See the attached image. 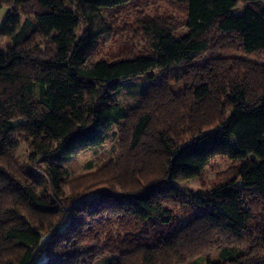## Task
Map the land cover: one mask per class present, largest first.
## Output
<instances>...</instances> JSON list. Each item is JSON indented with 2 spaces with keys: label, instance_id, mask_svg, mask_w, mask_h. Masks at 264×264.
<instances>
[{
  "label": "trees",
  "instance_id": "obj_1",
  "mask_svg": "<svg viewBox=\"0 0 264 264\" xmlns=\"http://www.w3.org/2000/svg\"><path fill=\"white\" fill-rule=\"evenodd\" d=\"M127 1L77 0L84 28L70 43L75 12L62 9L57 0H0V7L21 5L32 15L19 22L16 13L7 11L0 26V36L11 35L13 43L10 51H0V264H93L106 254L105 264H183L186 255L199 253L216 234L237 241L217 245L221 258L264 264V221L252 224L255 210L264 211V154L254 175L238 166L204 191H184L173 180L177 170L186 175L200 170L217 146L228 147L235 156L245 141L252 146L264 144V67L257 75L247 67H241L242 74L234 67L223 74L227 64L212 60L189 69L194 58L214 44L212 31L233 38L243 54L264 50V0H173L185 8L183 24L188 29L178 41L173 39L175 25L149 19L142 28L150 54L88 61L103 33L95 23L99 9ZM238 3L245 5L242 14L233 13ZM38 39L58 46L61 54L43 52ZM177 66L194 74L206 72L192 90L201 97L223 83L227 103L215 118L207 120L205 114L197 118L190 111L189 117L179 120L177 104L150 84L143 91V111L132 119L128 156L133 164L125 183L115 172L102 178V186L94 191L55 198L51 204L35 199L33 186L41 185L45 191L46 171L34 166V159L57 163L78 148L99 146L109 127L126 120L131 110L112 104L111 90L153 68L163 71ZM63 69L76 85L95 91L86 101L88 122L67 123L57 133L52 116L64 99ZM18 103H24L30 121L56 135L52 147L42 149L39 156L27 155L23 164L6 151L17 127L9 109ZM184 128L186 140L180 132ZM152 156L159 157L153 164L157 174L148 178L145 167ZM168 196L184 202L187 196L203 209L178 226L168 216L159 223L148 222L157 216L152 207ZM111 221L127 228L116 235L107 230L102 241L93 225L105 230ZM88 235L94 243L86 242Z\"/></svg>",
  "mask_w": 264,
  "mask_h": 264
},
{
  "label": "rangeland",
  "instance_id": "obj_2",
  "mask_svg": "<svg viewBox=\"0 0 264 264\" xmlns=\"http://www.w3.org/2000/svg\"><path fill=\"white\" fill-rule=\"evenodd\" d=\"M57 1L62 9L75 12V29L69 39L72 43L84 28V23L76 11L77 0ZM244 7V3H238L233 9V13L242 14ZM28 10H32V8L28 7ZM7 11H10L11 14L16 13L19 22L25 18L32 19V15L26 12L27 9L21 5L1 6L0 26ZM149 19L175 25L177 28L173 30L174 41H178L188 31L183 24L185 8L173 0H128L123 4L101 7L95 23L101 27L103 33L98 38L94 48L88 53V61H95L99 58L112 61L121 57L150 54L148 39L143 34L142 28L144 22ZM211 35L214 44L209 50L194 58L192 67H189L190 70H196L193 66L199 65L198 67H200L205 62H212V60H220L227 64V69L223 74H228L233 69L232 67L238 69L239 74H242L245 69H241V67H247L249 71L255 72L257 75L260 67H264V50L243 54L237 48V43L233 38L221 36L214 31ZM38 40L41 42L43 52L50 51L61 54V49L56 45H50L47 39ZM12 47L11 35L0 36V51L7 52ZM189 69L177 66L161 71L153 68L142 76L122 81L116 89L111 90L110 102L112 104L131 108L128 118L119 121L118 124L111 125L106 140L99 146L78 148L68 159L57 163L44 161L39 157L34 159L33 165H40L46 171L45 191L42 190L41 185L38 189L32 185L35 189L32 190L35 199L42 204H51L55 198L66 197L68 199L77 192L94 191L97 187L102 186V178L110 174L112 176L115 172L119 174L120 182L125 183L128 171H130L128 167L133 164L132 158L128 156L132 119L143 111V91L150 84H155V88H160L161 93H164L163 96L170 97L177 104L179 110L177 118L179 120L189 117L190 111L197 118L202 117L203 114L207 120L215 118L227 103L221 92L220 84L223 83L209 88L206 97L193 94V87L204 79L206 72L194 74ZM62 71L64 74L61 72L62 79L60 82L66 84L64 99L57 105L52 116V121L58 130L57 133L67 123L77 125L88 122L90 110L86 106V101L91 99L95 91V88L91 86L76 85L75 81L65 74V69ZM9 112L14 114L13 119L17 127L12 134L10 147L6 151L12 153L17 164H23L28 158L27 155L36 154L39 156L38 154L42 149L54 145L56 135L46 132L40 124L30 121L25 116L24 103L10 107ZM185 131V128L180 130L183 135L181 137L186 140ZM241 146L240 152L236 153L235 156H231L228 147L225 149L217 146L200 170L191 173V175H186L184 170H177L173 175V180L182 190L195 192L210 189L212 185L231 175L238 166H244L245 169L249 170L248 175H254L253 169L257 166L261 155L264 154V144L252 146L249 141H245L241 143ZM158 160L159 157L157 156H152L151 159L147 160L145 170L148 178H154L157 174V169L153 170V164H158ZM186 198L188 201L184 202L182 198L173 201L174 199L169 196L165 197L163 201L159 202L160 205L152 207V211L157 216L148 217L147 221L159 223L161 217L168 216L174 225H182L203 209L195 200H191L187 196ZM261 214H264V211L255 210L252 224L256 221H264V219L259 220ZM95 220L99 221L98 216ZM93 227L95 231H100L102 241L105 239L107 230L111 232V235H116L117 231L123 233L127 228L121 227L116 221L107 224L105 230H101L97 224H94ZM212 238L199 253H193V257L191 254L186 255L183 258V264L190 263L192 260L195 264H239L238 258H221L220 249L217 246L230 241L236 243V239L231 240L225 235L218 234L213 235ZM85 240L94 243L92 235L86 236ZM199 240L204 241L205 238L201 236ZM107 256L106 254L97 258L93 264H105L104 259Z\"/></svg>",
  "mask_w": 264,
  "mask_h": 264
}]
</instances>
